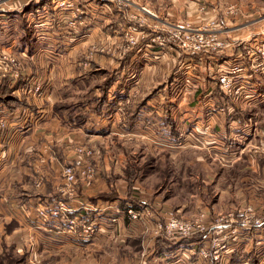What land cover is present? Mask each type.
I'll return each instance as SVG.
<instances>
[{
  "label": "crops",
  "instance_id": "crops-1",
  "mask_svg": "<svg viewBox=\"0 0 264 264\" xmlns=\"http://www.w3.org/2000/svg\"><path fill=\"white\" fill-rule=\"evenodd\" d=\"M24 1L14 0L11 8L0 10V50L19 54L25 62L26 75L42 83L43 94L41 97L25 95L20 82L16 84L9 78H0V103L15 110L23 106L29 111L27 118L10 116V125L0 138V264H216L211 260L191 261L188 258L190 247L193 243L202 242L203 237L180 241L164 239L154 233V219L130 222L122 213L109 209L119 217L115 224H111L106 223L109 212L91 210V215L105 224L96 239L82 243L49 231L46 226L51 224L42 223L37 208L53 205L63 197L59 189L64 183L62 163L72 159L73 148L78 145L98 146L100 141L119 137L158 149L159 145L166 146L170 139L178 136L186 142L184 145L179 143L181 149L187 148L191 142L198 147L197 141L201 140L203 148L211 156L223 154L224 164H233L240 153L248 157L256 152L261 154L264 152V117L261 118L260 112L253 114V111L264 109V103L234 105L233 114L213 112L221 100L215 93L216 81L199 70L197 72L202 77L197 80L199 87L178 92L180 88L175 85V80L179 79L184 67L173 72L175 65L181 63L179 57L172 52H162L159 47L131 51L125 55L116 49L115 58L110 59L107 54H99L95 70H105L106 75L109 68L110 76L92 87L95 91L92 99L77 102L70 97L71 91L81 92L90 88L86 81L93 71L92 60L83 55L87 46L96 37L108 41L110 18V23L117 22L110 40L117 43L125 40L127 13L114 6L108 18L101 12L102 8L108 12L107 1L84 0L104 17L105 22L102 21L101 25L105 26V32L101 30L102 33H98L97 28L86 26L89 28L72 29L75 34L73 31L64 34L57 26L63 21L62 15L54 12L52 19L40 16L42 5L35 13L33 10L15 12L24 16L30 13L24 20L28 35H22L18 43L13 37L15 29L13 32L10 27L15 23L7 17L12 11H18L13 9L22 6ZM46 1L45 5H50V1ZM198 2L188 0L187 4L182 3L181 8H187L185 15L181 8L176 9L180 6L177 4H173L175 7L162 3L147 5L160 15L178 21L181 20L178 17L194 18L193 11L197 9ZM167 6L168 12H165ZM170 8L179 14L171 12ZM21 42L26 46L19 48L17 45ZM115 70V76H111ZM192 94L197 100L204 98L209 113H191L197 110L194 109L195 102L190 103L189 100ZM71 98L74 100L70 101ZM258 164L250 161V169ZM259 166L262 179H256L261 190L264 189V168ZM101 167L104 169L103 179L95 180L91 187H86L82 181L76 183V192L70 199L72 208L80 205L108 208L110 204L123 206L141 202L140 194H134L137 189L129 191L125 188L127 182L115 179L114 183L104 176L105 172H110V164L104 162ZM39 181L41 185L37 186ZM248 184L252 186L251 182ZM154 199L150 200L154 203L155 213L169 210L158 197ZM240 249L242 256L251 264H264V224L257 234L249 233ZM233 250L231 247L222 264L238 261L237 249Z\"/></svg>",
  "mask_w": 264,
  "mask_h": 264
},
{
  "label": "built area",
  "instance_id": "built-area-1",
  "mask_svg": "<svg viewBox=\"0 0 264 264\" xmlns=\"http://www.w3.org/2000/svg\"><path fill=\"white\" fill-rule=\"evenodd\" d=\"M114 2L126 11L130 21V26L125 28V44H121L122 55L153 47H159L162 52L175 53L181 62L175 65L177 71L184 67L179 79L184 77L181 82L176 80L175 85H183L184 89L196 86L197 80L202 79L197 71H205L217 84L215 93L221 98L220 105L214 109L217 113L233 114L234 105L264 103V14L241 23L242 13L237 4L231 0H215L212 8L208 7V3L201 4L198 17L173 21L135 0ZM5 4V0H0V10L9 8ZM24 64L16 51L0 50V78H9L16 84L20 82L25 95L41 97L42 83L26 75ZM13 115L27 118L29 111L23 106L15 110L0 103V138L8 129L9 118ZM94 151L91 145L78 146V156L63 168L66 178V185L60 189L63 197L53 205L37 208L42 223L51 224L46 226L49 231L77 242H91L98 237L105 224L97 216L93 217L91 210L109 212L106 223L111 224L119 220L114 215L118 212L130 222L154 219V233L164 239L180 241L203 237L202 242L193 243L190 247L188 258L191 261L211 260L222 264L233 247V252L237 249L238 261L235 264H251L248 258L242 256L240 248L249 233L257 234L264 224V215H260L251 204L216 217L201 213L192 218L181 217L173 211L156 215L148 206L133 202L123 206L110 204L108 208L86 205L72 208L70 199L75 194L74 185L79 181L88 183L95 178V168L89 161Z\"/></svg>",
  "mask_w": 264,
  "mask_h": 264
},
{
  "label": "rangeland",
  "instance_id": "rangeland-1",
  "mask_svg": "<svg viewBox=\"0 0 264 264\" xmlns=\"http://www.w3.org/2000/svg\"><path fill=\"white\" fill-rule=\"evenodd\" d=\"M5 1V6L11 8L10 6L12 4V1L14 0ZM45 1L46 0H25L22 6L13 9L18 11H12L10 16L7 17L8 19H12L13 23H15L12 24L13 26L10 27H12L13 32L15 29L13 37L17 39L18 43L19 40H22V35H28V27L25 25L24 20H27V17H29L30 13H28V15L26 14V16L17 13H26V11L29 12V10H33L35 13L38 10L34 7L39 8L41 5V11L39 12L40 16L45 15V17H47L48 19H52L54 18L52 15V13L54 12H57L58 14L62 15L63 21L60 24H57V26L59 27V31H63L64 34H66L67 31H73L72 29L76 31L79 28H89L86 26H90V29L91 27L92 29L97 28L98 33H102V31L105 32V30H103L105 26H102L103 24L101 25L102 21L105 22L104 17H101V13H99V11L95 12L91 6L89 7V5H87L84 0H49L50 5L47 6L45 5L47 1ZM100 1H107V3L109 4V8L107 10L108 12H105L104 8H102L103 10H101L103 15L106 14V17L108 18L111 9L114 6L120 8L114 2V0H99V2ZM141 1H143V3L141 4H149L150 6H155V4L160 5L161 3L169 5L170 7H175L174 5L176 4L180 5L179 7H176V9H180L182 5L187 4L188 2V0ZM198 1L199 2L197 4V9L193 11L194 18L198 17V15L201 13V11H199L201 4L208 3V7L211 8L215 5L213 3L215 2V0ZM231 1L237 4L241 9V23L245 22L250 18H254L264 14V0ZM36 3L39 4L35 5ZM180 10H182L183 15H185V13L187 14L186 7L181 8ZM154 11L157 12L156 10ZM170 11L179 14L178 11L174 8H170ZM165 12H168V6ZM217 12L222 13L223 11ZM178 18L182 19L180 17ZM59 19H61V17ZM110 19H108L109 25H107L108 41H103V37L102 39L100 37L94 38L93 41L89 43L86 48V51L83 54L86 55L88 59L92 60L93 71L90 74L89 80L86 81L87 86L90 87L89 89H87L86 91L82 90L81 92H76V89L74 91H71L70 97H74L76 99L75 101L77 102L78 100L84 101V99H92V97H94L95 92L92 87L95 88L97 85H100L102 81H104V78L106 76H110L109 68H107L106 75L104 72L105 70H95V68L97 67L96 63L99 61L97 60L99 54H107L109 59L110 57L115 58L116 49L121 52V44H125V40L121 41L120 43H117L114 40H110V38H113L112 36H110V34L114 33V30H116L117 26V22L110 23ZM125 20L127 22V26H130V21L126 18ZM48 27H50V25H48ZM20 30L22 31V34L20 33ZM74 31L72 32L73 34H75ZM118 32H120L119 28ZM104 35L105 33L101 36ZM23 45L26 46V44L21 42L17 46L21 48L23 47ZM17 46H15V48L18 49ZM177 70L178 69L175 67L173 72H176ZM115 72L116 70L113 71L111 76H115ZM172 76L175 79H178L176 76ZM183 77L184 75L181 77V79L178 80L182 81ZM76 81L77 83H81V81L74 80V82ZM198 85L199 84L197 83L194 89L199 87ZM179 88L180 89L176 88L178 89V92H183V85H179ZM192 92L194 94L196 93L195 90ZM194 94L191 95L189 100L190 103L195 102L196 107H194V109L197 110L191 113H209V111L206 110L207 106L206 103L203 101L204 98L202 97L197 100ZM73 100L72 98L70 99V101ZM256 110H258V108H256ZM254 113H258L261 118L264 117L263 108L259 109L256 112L253 111V114ZM240 139H243V137H240ZM240 141L238 140V142ZM169 142L170 143L166 146L159 145V148L156 149L154 147L151 148L145 145L143 142H138L136 140L112 137L106 139V141H100L98 146L91 145L93 146L95 153L94 156L89 159V161L93 168H95L96 175H94L95 178L89 181L88 183L83 181L82 182L87 185L91 184L90 186L86 185V187H91L95 180L103 179L104 169L101 166L102 164H104V162H106L110 164L109 169L111 170L109 173L105 172L104 176L106 178L109 177V179L113 181L115 179H121L122 183L124 181L127 182L125 188H127L129 191L137 189V192L134 194H140V197L142 198L140 205L148 206L156 215H160L157 214L158 212L162 213L160 210H158L157 213H155L154 211L156 209L153 207L154 203L152 204V201L155 200L154 198L156 197L160 199L161 204L164 203L167 206L166 209H169L168 211H173L184 218L196 217L201 213H207V215L209 216L216 217L227 214V212L236 210L246 204H251L255 207V209L260 215H264V189L260 190L259 186H257V179H262V177H260L262 170H260L261 168L259 169L258 166L260 164L264 168V152H262L261 154H258L260 152L250 154L251 157L240 153L238 155L239 158L235 159L233 164H224L222 163L223 158L221 157V155L223 154H212L211 156L208 150L203 148V143L201 142V140L197 141V145L199 144L198 147H201L198 148L196 147V144L194 142H191V144L189 143L190 145H188V147L184 149H181L180 145H184L186 144V142H183V139H179L178 136H175V139H170ZM179 143L181 144L179 145ZM227 145L228 141L225 146ZM78 146L73 148V156H70L72 159H66L67 161L62 163L63 168L66 164L70 163L74 159V157L78 156V154L76 153V148ZM241 146L242 145L239 146V151L242 150ZM250 161L251 163L255 161L259 164L254 167V169H250ZM99 162L101 163L99 164ZM63 178L64 183L61 184L59 189L66 185V178L64 174ZM249 182H251L252 186L248 184ZM40 183L41 182L39 181L37 183V186H40ZM135 184H137V186ZM115 187L117 186L115 185ZM75 192L76 185H74V193Z\"/></svg>",
  "mask_w": 264,
  "mask_h": 264
},
{
  "label": "trees",
  "instance_id": "trees-1",
  "mask_svg": "<svg viewBox=\"0 0 264 264\" xmlns=\"http://www.w3.org/2000/svg\"><path fill=\"white\" fill-rule=\"evenodd\" d=\"M34 8L36 9V8H38V7H34ZM34 8H32V9H34ZM29 11H30V10H29Z\"/></svg>",
  "mask_w": 264,
  "mask_h": 264
}]
</instances>
